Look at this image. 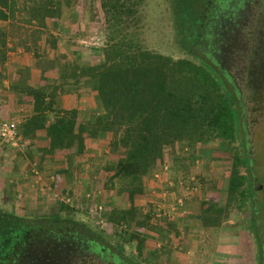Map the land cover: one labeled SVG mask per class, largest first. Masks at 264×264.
<instances>
[{"label": "rangeland", "instance_id": "obj_1", "mask_svg": "<svg viewBox=\"0 0 264 264\" xmlns=\"http://www.w3.org/2000/svg\"><path fill=\"white\" fill-rule=\"evenodd\" d=\"M25 1L18 0L13 17L0 21L7 48L0 90L4 88L8 95L0 96L7 104L0 107V122L12 121L16 127L14 141H0V211L29 220L58 218L60 227L78 226L128 264H264V0L234 1L231 8L227 1L223 13L230 14L229 20L215 17L211 22L213 38L208 49L218 53V61H222L219 72L237 93L240 140L227 148L215 142L199 145L195 152L188 147L164 148L161 162L142 177V194L133 198L137 210L148 216L140 227L108 220L111 209L127 206L124 194L116 192L118 183L104 170L111 159L106 147L109 134L100 138L103 141L96 148L90 145L87 152L59 153L41 163V152L30 144L31 138L19 135L25 117L20 120L10 104L20 105L25 114L24 94L9 87L44 72L51 74L54 81L50 82L61 87L52 107L74 109L78 119L90 120L101 110L90 86H74L70 79L62 83L59 71L68 68L65 73H69L73 63H98L109 40L121 37H131L143 49L173 58L185 56L173 44L169 6L174 0H141L135 13L134 6L130 12H114L100 7L98 1L52 0L60 15L52 22L47 19L45 28H37L35 20L26 21L27 8L50 0ZM243 150L248 154V167L239 166V173L250 178L258 194L257 202L253 200L255 214L248 200L240 205L237 199L227 201L231 156ZM202 201L224 207L217 225L204 224L199 217ZM135 233L142 239L140 250L135 239L127 240ZM68 243L35 238L21 257H30L29 264H112L109 257L106 261L70 250ZM36 255L48 256L41 260Z\"/></svg>", "mask_w": 264, "mask_h": 264}, {"label": "trees", "instance_id": "obj_2", "mask_svg": "<svg viewBox=\"0 0 264 264\" xmlns=\"http://www.w3.org/2000/svg\"><path fill=\"white\" fill-rule=\"evenodd\" d=\"M91 1H98L100 7L107 6L108 11L114 12H130L134 6L132 12L135 13L141 0L129 5L119 0ZM227 1L239 0L170 2L173 44L185 56L173 58L143 49L131 37H121L109 40L101 50L98 63H73L69 73H65L68 68L59 71L62 83L70 79L74 86L80 83L90 86L101 108L90 120L78 119L74 109L52 107L61 87L50 82L54 81L51 74L44 72L31 78L30 84L20 80L9 87L23 93V100L31 104L30 114L19 125V135L32 139L36 131L44 133L46 144L38 147L43 162L59 153L80 154L94 141L101 143L100 138L109 134L106 147L111 159L105 163L104 170L113 183L116 180V192L124 194L127 202L125 208L110 210V222H133L137 226L145 223L148 216L137 210L133 198L142 194V177L161 162L164 148L188 147L190 152H195L199 145L215 142L227 148L240 140L242 117L237 93L228 86L225 76L215 66L217 62L208 54L213 38L212 19L227 15L223 13ZM17 2L0 0V21L13 17ZM27 9L26 21L35 20L37 28H45L47 19L52 22L60 15L58 4L52 0ZM5 36V30L0 28V69L6 58ZM64 64L69 67V63ZM247 159L244 150L232 154L226 195L228 202L237 199L238 205L248 200L251 208V180L239 173V166L247 170ZM200 205L198 215L203 223L217 225L219 216L225 213L224 207L205 201ZM58 220H29L10 211H0V264H29L30 257H21L27 243L35 238L60 242L74 233L69 226L60 227ZM92 239L97 241L98 238L93 235ZM134 239L140 250L142 239L136 233L127 238L128 241ZM115 258L127 264L121 256Z\"/></svg>", "mask_w": 264, "mask_h": 264}, {"label": "flooded vegetation", "instance_id": "obj_3", "mask_svg": "<svg viewBox=\"0 0 264 264\" xmlns=\"http://www.w3.org/2000/svg\"><path fill=\"white\" fill-rule=\"evenodd\" d=\"M230 6H235L234 1H231ZM227 15H222L223 19L222 22H226L229 20L230 14L225 13ZM221 16V17H222ZM208 54L210 55V57L213 59V61L216 63H218V69H221V65H222V61H218L219 59V55L217 52H208ZM253 190V187H252ZM253 191H252V197H251V203H252V213L255 214V208H254V204H253ZM264 223V222H262ZM70 230L74 231V233L72 232L71 234H68V236L63 237L64 241H68L71 245V249L70 250H78L79 252L85 251L84 256L86 257H103V259H105L106 261L108 260L107 257H109L111 259V263L113 264L114 262L117 264H126L124 262H121L119 259L115 258V257H120L119 255H117L115 252H109L107 250V248L103 247V244L100 242L99 239H97V241L93 240V236H90L89 233L85 232L83 229L79 228L77 226V228L75 227H70ZM76 232V235H75ZM78 236V237H77ZM92 237V238H91ZM37 239V238H36ZM37 241L42 242L43 240L41 239H37ZM56 241V240H54ZM58 242V241H56ZM63 241L58 242L62 243ZM60 247L62 248L63 253L66 251L64 250V246L60 245ZM37 256V255H36ZM46 255L44 256H37V257H42L41 260H45L47 259ZM64 257H66V255H63ZM115 260V261H114ZM128 264V263H127Z\"/></svg>", "mask_w": 264, "mask_h": 264}, {"label": "crops", "instance_id": "obj_4", "mask_svg": "<svg viewBox=\"0 0 264 264\" xmlns=\"http://www.w3.org/2000/svg\"><path fill=\"white\" fill-rule=\"evenodd\" d=\"M32 71V70H31ZM33 72V71H32ZM31 72V73H32ZM36 76V75H35ZM34 76V77H35ZM34 77H32V79L34 78ZM28 81V83L30 84V79L29 80H27ZM0 96H6V98L8 97V95H7V93H6V91L4 90V88L2 89V90H0ZM8 102V101H7ZM8 104H9V102H8ZM11 104V106H12V108L16 111V114L18 115V117H19V119L20 120H22L23 119V117H27L29 114H30V109H31V104L29 103V102H26L25 101V106H26V113L24 114V110L22 109L23 107H20V105H18V107L17 106H13V103L11 102L10 103ZM7 104H6V101H4V99H2L1 97H0V107H4V106H6ZM11 111V110H10ZM18 112V113H17ZM11 113H12V111H11ZM7 116H8V114L6 113V115H5V118H7ZM1 119V118H0ZM7 120V119H6ZM29 142H31L30 144H32V146L34 147V148H37V147H42V146H45V144H46V139H45V135H44V133L42 132V131H36L35 132V137L34 138H32ZM98 143H96L95 141L91 144L92 146H93V148H96L95 146L97 145ZM35 146H37V147H35ZM91 146V147H92ZM92 149V148H91ZM88 150H90L89 149V146H88V148L87 149H85L84 150V152H87ZM41 163H44L43 161L41 162ZM48 166V165H47ZM221 255H227V254H221ZM236 257H238V256H236Z\"/></svg>", "mask_w": 264, "mask_h": 264}, {"label": "built area", "instance_id": "obj_5", "mask_svg": "<svg viewBox=\"0 0 264 264\" xmlns=\"http://www.w3.org/2000/svg\"><path fill=\"white\" fill-rule=\"evenodd\" d=\"M16 138V127L12 121L0 122V141L11 142ZM100 208V207H98Z\"/></svg>", "mask_w": 264, "mask_h": 264}, {"label": "water", "instance_id": "obj_6", "mask_svg": "<svg viewBox=\"0 0 264 264\" xmlns=\"http://www.w3.org/2000/svg\"><path fill=\"white\" fill-rule=\"evenodd\" d=\"M253 193H254V195H253V200H256V202H257V200H258V194H256L255 193V190H254V188H253ZM262 200L264 201V193H263V195H262ZM258 207H257V209H256V212H257V214H258ZM262 221V220H261ZM264 222V221H263Z\"/></svg>", "mask_w": 264, "mask_h": 264}]
</instances>
